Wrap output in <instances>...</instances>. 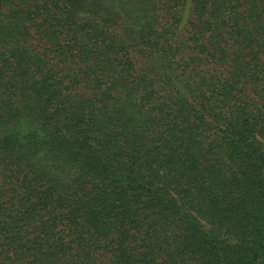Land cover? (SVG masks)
I'll return each mask as SVG.
<instances>
[{
  "label": "trees",
  "instance_id": "1",
  "mask_svg": "<svg viewBox=\"0 0 264 264\" xmlns=\"http://www.w3.org/2000/svg\"><path fill=\"white\" fill-rule=\"evenodd\" d=\"M0 264H264V0H0Z\"/></svg>",
  "mask_w": 264,
  "mask_h": 264
}]
</instances>
